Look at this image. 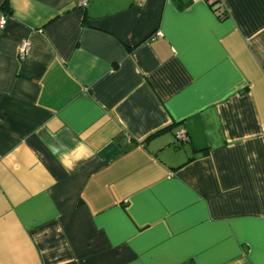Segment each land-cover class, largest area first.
Instances as JSON below:
<instances>
[{
    "label": "crops",
    "instance_id": "crops-1",
    "mask_svg": "<svg viewBox=\"0 0 264 264\" xmlns=\"http://www.w3.org/2000/svg\"><path fill=\"white\" fill-rule=\"evenodd\" d=\"M3 15L0 264H264V0Z\"/></svg>",
    "mask_w": 264,
    "mask_h": 264
},
{
    "label": "built area",
    "instance_id": "built-area-1",
    "mask_svg": "<svg viewBox=\"0 0 264 264\" xmlns=\"http://www.w3.org/2000/svg\"><path fill=\"white\" fill-rule=\"evenodd\" d=\"M137 4H140L143 0H134ZM89 0H76V5L81 8L85 9L88 6ZM7 17L5 15L0 17V29H2L6 24ZM28 48V43L26 41L21 42L19 46V55L23 56ZM175 139L179 142H185L188 139V136L184 129H178L175 132Z\"/></svg>",
    "mask_w": 264,
    "mask_h": 264
},
{
    "label": "trees",
    "instance_id": "trees-1",
    "mask_svg": "<svg viewBox=\"0 0 264 264\" xmlns=\"http://www.w3.org/2000/svg\"><path fill=\"white\" fill-rule=\"evenodd\" d=\"M179 142V141H178ZM186 142V141H185ZM185 142H180V143H185Z\"/></svg>",
    "mask_w": 264,
    "mask_h": 264
},
{
    "label": "bare ground",
    "instance_id": "bare-ground-1",
    "mask_svg": "<svg viewBox=\"0 0 264 264\" xmlns=\"http://www.w3.org/2000/svg\"><path fill=\"white\" fill-rule=\"evenodd\" d=\"M186 132V131H185Z\"/></svg>",
    "mask_w": 264,
    "mask_h": 264
}]
</instances>
